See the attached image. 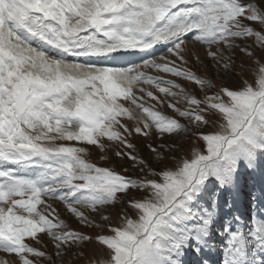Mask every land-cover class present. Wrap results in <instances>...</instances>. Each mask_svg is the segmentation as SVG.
<instances>
[{"label": "snow or ice", "instance_id": "1", "mask_svg": "<svg viewBox=\"0 0 264 264\" xmlns=\"http://www.w3.org/2000/svg\"><path fill=\"white\" fill-rule=\"evenodd\" d=\"M243 177L264 206V0H0V264H264Z\"/></svg>", "mask_w": 264, "mask_h": 264}, {"label": "rangeland", "instance_id": "2", "mask_svg": "<svg viewBox=\"0 0 264 264\" xmlns=\"http://www.w3.org/2000/svg\"><path fill=\"white\" fill-rule=\"evenodd\" d=\"M249 43L255 44L254 38L249 40ZM185 86L190 88H195L194 85L191 86L185 85ZM151 90L154 91V89ZM194 94L199 95V93H194ZM160 110L166 114H172L171 110L168 109L166 106L161 107ZM133 142L136 143L138 147L141 148V151L144 152V154L146 155V152L144 151L143 148L144 142L141 140V138H134ZM89 159L91 160V162L93 163L99 162L103 166V162L99 161V154L97 152L93 151ZM129 174H132L131 171L129 172ZM260 187L261 186L259 184L258 178L249 179L248 177H243L241 180V192L234 204V207L232 209L224 208L222 209L223 212L228 215L237 214L241 217L242 221L247 222L249 218L252 216L254 211L256 212L261 209V204L259 203V201L253 199V196L249 194L250 192H258ZM56 207L60 210L62 216L67 217V213L65 212L63 205L57 204ZM112 214L113 216L115 215V210H113ZM70 223H72L73 227L79 228V230L81 231H85V232L90 231L89 229L83 228L80 225H78L74 219L70 220ZM28 242L32 243L33 246L35 247H39V245L34 244V242L32 241H28ZM0 258H8L10 260L16 259L14 257H7L6 254L4 253H0ZM203 259H207L210 262V264H221L223 257H222V253L219 250H217L215 252L206 253L203 256Z\"/></svg>", "mask_w": 264, "mask_h": 264}, {"label": "bare ground", "instance_id": "3", "mask_svg": "<svg viewBox=\"0 0 264 264\" xmlns=\"http://www.w3.org/2000/svg\"><path fill=\"white\" fill-rule=\"evenodd\" d=\"M257 215H258V216H262V217H264V206H261V209L258 210L256 216H257Z\"/></svg>", "mask_w": 264, "mask_h": 264}]
</instances>
